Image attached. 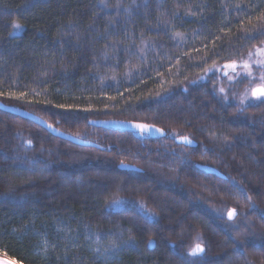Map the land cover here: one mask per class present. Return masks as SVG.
I'll return each mask as SVG.
<instances>
[{"label": "trees", "instance_id": "16d2710c", "mask_svg": "<svg viewBox=\"0 0 264 264\" xmlns=\"http://www.w3.org/2000/svg\"><path fill=\"white\" fill-rule=\"evenodd\" d=\"M263 45L264 0H0V101L102 147L0 110V256L264 264V104L242 109L214 72L201 79Z\"/></svg>", "mask_w": 264, "mask_h": 264}, {"label": "snow or ice", "instance_id": "6c2138e0", "mask_svg": "<svg viewBox=\"0 0 264 264\" xmlns=\"http://www.w3.org/2000/svg\"><path fill=\"white\" fill-rule=\"evenodd\" d=\"M237 7H240L239 5H237ZM21 27V25L19 23H14L13 24V28L14 29H19ZM257 55L261 57V59H258L257 61H255L258 69L261 70V74L258 77L259 79V83L256 84L255 87H251L249 89L246 90L245 94L242 95L240 97L239 103L240 105H244L246 101H250L252 98L256 99V100H262L264 101V48H258L257 50ZM251 57V53L249 54ZM215 67L216 71H220L219 67ZM223 69H224V75L228 77V79L231 81L233 79L232 75H229V71L231 70V72L233 74H235V76H241V75H245L249 78H252L254 76L253 73V69H252V64H250L248 61H242L240 63H237L236 61H233L231 63H226L223 65ZM237 69H242L241 71H237ZM212 69H206L207 71H211ZM220 93H225V89L223 87H221L219 89ZM0 95H3V93H0ZM25 93H20V96H24ZM19 98V97H17ZM224 99H227V95L225 94ZM58 107L64 109L65 105L61 104L58 105ZM73 106L72 105H68L67 108L71 109ZM85 111H89L90 109H84ZM131 127H133L134 129L139 130L140 133H152L153 131L164 135V130L163 129H158L155 128L153 125H149V124H145V123H135L130 125ZM47 127L52 130V131H56L58 132L59 129H56L53 127V125L48 124ZM180 139L182 141H184L187 144H191L193 141L188 137V136H181ZM28 144L31 145V141H28ZM122 168L124 167H128V165H124L123 163H121L120 165ZM113 203H119V201H113ZM236 215V210L235 209H231L227 212V216L228 219L231 220L233 219V217ZM204 251L203 247L201 246V244L197 243L194 247H192L189 250L188 255L195 257L198 254L202 253Z\"/></svg>", "mask_w": 264, "mask_h": 264}, {"label": "water", "instance_id": "95a60500", "mask_svg": "<svg viewBox=\"0 0 264 264\" xmlns=\"http://www.w3.org/2000/svg\"><path fill=\"white\" fill-rule=\"evenodd\" d=\"M0 110L21 116L23 118H26V119L36 123L37 125H39L43 129H45L46 131H48L50 134H52L55 137L70 141L72 143H75V144L81 145V146H91V147H96V148H102L101 146H99L98 144H96L92 141L78 138L76 136H73L71 134L63 132L60 129L58 132L50 130L47 127V125L50 123H48L47 121H45L41 117H39L33 113H30L26 110H23V109L14 107V106L6 105V104L2 103L1 101H0ZM135 123H139V122L122 121V120H91L90 121V124H93V125H96L99 127L112 128L115 130L129 131V132H133V133H140L139 130L134 129L133 127L130 126V125L135 124ZM51 125H53V124H51ZM53 127L58 129L55 125H53ZM154 127L161 129V128L156 127V126H154ZM140 134L146 135V136L151 137V138H158V137H164L166 133L164 131V135H161V134L153 131L150 134L149 133H140ZM175 142L178 144L189 146V147H195L196 146V143L194 141L191 144H187L184 141H182L180 139V137H176ZM120 165L118 167H119V169H122V170H138L139 171V169L133 165L124 164V165H128V167H124V168H122ZM200 168L207 173L215 174L219 177L224 178V176L218 170H216L214 168L207 167V166H200ZM231 209H233V208H230L229 210H231ZM235 217H236V215L231 220H234ZM227 218H228V216H227ZM0 264H18V263L14 262L8 258H5L3 256H0Z\"/></svg>", "mask_w": 264, "mask_h": 264}, {"label": "rangeland", "instance_id": "374dc122", "mask_svg": "<svg viewBox=\"0 0 264 264\" xmlns=\"http://www.w3.org/2000/svg\"><path fill=\"white\" fill-rule=\"evenodd\" d=\"M258 48H264V45L261 46V47H258ZM258 48H255L253 51L250 52L251 53V57L249 55L250 53H248L240 61V62L248 61L250 64H252V69H253V73H254V76L252 78H249V77H247L245 75L235 76V74H233L231 72V70H228L229 71V75L233 76V79L230 81L228 79V77L224 75V69L223 68L219 67L220 71H216L215 67H214V68H211L212 69L211 71H207L206 74H204L201 77V79H205L207 74H210V73L214 72L216 74V77L215 78L211 77V79L215 80L218 92H219V89L221 87H223L225 89V93L222 94V93L219 92L221 94V96L223 97V99H224V96L226 94L227 95V99H224L225 101L235 102L242 109L248 108L250 106H256V105H259V104H264V101L256 100L254 98H252L250 101H246L244 105H240V103H239L240 97L245 94L246 90L251 88V87H255L256 84L259 83L258 77L261 74V70L258 69V67H257V65L255 63V61H257L258 59H261V57L257 55V51L256 50ZM237 71H241L242 72V69H237ZM170 135L174 136V134H172V133ZM123 203H124V201L119 200V203H116V204L122 205ZM236 215H237V212H236Z\"/></svg>", "mask_w": 264, "mask_h": 264}]
</instances>
